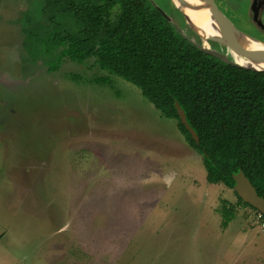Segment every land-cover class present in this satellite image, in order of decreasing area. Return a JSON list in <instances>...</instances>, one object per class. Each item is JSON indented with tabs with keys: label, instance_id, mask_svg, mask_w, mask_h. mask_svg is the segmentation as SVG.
<instances>
[{
	"label": "rangeland",
	"instance_id": "obj_1",
	"mask_svg": "<svg viewBox=\"0 0 264 264\" xmlns=\"http://www.w3.org/2000/svg\"><path fill=\"white\" fill-rule=\"evenodd\" d=\"M151 2L172 13L169 0ZM215 2L264 42L247 22L250 0ZM43 5L0 0L3 264H264L256 212L238 206L221 228L222 201L238 199L207 182L175 120L117 76L96 82L107 72L93 58L48 69L58 50L47 39L58 29L30 32Z\"/></svg>",
	"mask_w": 264,
	"mask_h": 264
},
{
	"label": "trees",
	"instance_id": "obj_2",
	"mask_svg": "<svg viewBox=\"0 0 264 264\" xmlns=\"http://www.w3.org/2000/svg\"><path fill=\"white\" fill-rule=\"evenodd\" d=\"M171 7L176 22L199 42ZM42 9V21L37 19L30 32L38 28L39 37L49 35V26L58 29L47 39L50 51L58 50L50 71L63 58L74 63L93 58L107 72L96 82L110 85L109 76H117L137 87L162 117L177 122L185 142L200 154L207 182L232 189L233 175L242 171L264 199V72L198 50L149 0H44ZM174 102L197 134V144L180 123ZM236 197V205L222 201L218 209L222 229L238 206L258 213Z\"/></svg>",
	"mask_w": 264,
	"mask_h": 264
},
{
	"label": "water",
	"instance_id": "obj_3",
	"mask_svg": "<svg viewBox=\"0 0 264 264\" xmlns=\"http://www.w3.org/2000/svg\"><path fill=\"white\" fill-rule=\"evenodd\" d=\"M151 2V0H149ZM172 6L181 14L185 23L188 25L192 34L199 38V42L187 35L183 26L176 22L171 13H167L160 5L152 3L163 18L180 34L183 38L193 44L198 50L216 57L221 61L232 66L264 72V69L256 67L254 64L264 65V42L238 29L231 20L219 9L215 0H177L180 6H183L193 12L200 11V17L208 15L211 23L208 28L213 34L203 38L199 35L191 25L182 10L175 4V0H169ZM264 12V0H250L247 7L246 19L259 33L264 35V22L262 19ZM198 19V16H196ZM198 29L202 32L206 28L200 25ZM253 44L256 49H249V45ZM254 47V48H255ZM243 61L244 63H240ZM180 123L189 132L194 142L198 143V136L195 131L187 123L184 111L177 102H174ZM234 186L232 190L246 204L254 208L257 212L264 216V199L257 195L255 188L249 180L244 176L242 171H238L233 175Z\"/></svg>",
	"mask_w": 264,
	"mask_h": 264
},
{
	"label": "bare ground",
	"instance_id": "obj_4",
	"mask_svg": "<svg viewBox=\"0 0 264 264\" xmlns=\"http://www.w3.org/2000/svg\"><path fill=\"white\" fill-rule=\"evenodd\" d=\"M187 1H191V2H194L193 0H187ZM175 4L182 10V12L185 14V16L187 17V19L190 21L191 25L193 26L194 30L199 34L201 35L203 38H206V36L212 34V30L208 28V23H211V20L209 18L208 15H203L202 17H200L199 14L202 15V13H200V11L198 12H193L183 6H180L179 2L177 0H175ZM196 16H198V19L196 18ZM200 25H204L205 26V30L204 31H200L198 29V27H200ZM255 45L253 44H250L249 45V49H256L257 46L255 47ZM241 64L244 63L243 61H239ZM256 67L258 68H262L264 69V65H260V64H257L255 63L254 64Z\"/></svg>",
	"mask_w": 264,
	"mask_h": 264
},
{
	"label": "built area",
	"instance_id": "obj_5",
	"mask_svg": "<svg viewBox=\"0 0 264 264\" xmlns=\"http://www.w3.org/2000/svg\"><path fill=\"white\" fill-rule=\"evenodd\" d=\"M261 215L259 212L257 213V219L260 221L261 228L264 229V220L261 219Z\"/></svg>",
	"mask_w": 264,
	"mask_h": 264
},
{
	"label": "crops",
	"instance_id": "obj_6",
	"mask_svg": "<svg viewBox=\"0 0 264 264\" xmlns=\"http://www.w3.org/2000/svg\"><path fill=\"white\" fill-rule=\"evenodd\" d=\"M263 16H264V12H263ZM262 16V18H263ZM22 262L20 260H16V264H21ZM0 264H3V261L0 260Z\"/></svg>",
	"mask_w": 264,
	"mask_h": 264
}]
</instances>
